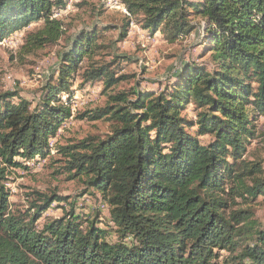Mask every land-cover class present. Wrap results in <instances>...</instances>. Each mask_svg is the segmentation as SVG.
I'll return each mask as SVG.
<instances>
[{
  "label": "trees",
  "instance_id": "trees-1",
  "mask_svg": "<svg viewBox=\"0 0 264 264\" xmlns=\"http://www.w3.org/2000/svg\"><path fill=\"white\" fill-rule=\"evenodd\" d=\"M121 2L131 19L119 41L133 23L175 43L199 18L206 60L183 64L162 89L137 84L112 92L126 78L114 72L119 57L106 62L100 54L99 35L111 28L93 27L70 38L34 108L24 99L11 102L17 94L0 95V264H214V248L228 252L223 264H264V231L242 208L264 196L261 163L246 160L256 139L251 122L264 117V0ZM63 6L0 0V41L39 23L23 47L56 43L65 30L53 15ZM73 77L80 87L102 83L105 104L73 112ZM72 115L109 121L110 131L70 145L55 141L50 149ZM54 156L71 178L101 195L107 224L71 210L40 225L53 204L66 201L57 193L32 192L26 206L12 207L3 186L7 170L26 169L18 158ZM110 233L116 242L105 240Z\"/></svg>",
  "mask_w": 264,
  "mask_h": 264
},
{
  "label": "rangeland",
  "instance_id": "rangeland-1",
  "mask_svg": "<svg viewBox=\"0 0 264 264\" xmlns=\"http://www.w3.org/2000/svg\"><path fill=\"white\" fill-rule=\"evenodd\" d=\"M63 2L64 6L53 15L54 18L63 21L65 30L56 43L30 50L23 47V39L27 32L38 27L39 23H33L0 41V95L17 94V98L11 102H18V98L24 99L31 108H34L42 99L50 77H56L59 55L68 46L70 38L82 30L88 31L93 27L99 30L111 28L99 35L97 44L102 46L100 54L106 62H111L116 57L120 58V62L114 66V72L117 76L126 78L119 82L112 92L128 90L137 84L143 89H162L167 83L172 82L183 64L206 60V57H201L200 44L203 33L199 26L201 23L199 18L195 20L197 28L188 36H180L175 43L164 41L159 32L149 35L147 31L133 23L129 25L126 38L119 41L121 30L128 18L122 12L125 7L121 0H63ZM71 90L73 112L82 113L105 104L106 94L103 93L102 83L80 87L79 79L73 77ZM60 97L62 100L66 99L63 94ZM183 112L191 116V106H186ZM73 117L74 115L61 125L56 136L50 139L49 145H53L55 141L60 145H70L86 138H103L110 131L109 121H88ZM250 126L254 127L256 139L249 140L246 160L261 163L264 171V117H258ZM17 160L22 162L26 169H8L7 181L3 184L10 192L9 201L13 208L26 206L27 198L32 192L57 193L65 197L66 201L53 204L39 221L40 225L45 222V218H61L64 213L71 210L81 219L91 220L98 215L103 226L108 223V211L105 202L101 200V195L98 192L94 193L93 190H87L84 179L71 178L73 172L63 170L65 163L60 157ZM245 207L250 210L255 224L264 231V196L242 208ZM105 240L110 243L117 241L114 233L106 236ZM213 252L218 254V258L212 261L214 264H223L228 257L227 251H218L214 248Z\"/></svg>",
  "mask_w": 264,
  "mask_h": 264
},
{
  "label": "bare ground",
  "instance_id": "bare-ground-1",
  "mask_svg": "<svg viewBox=\"0 0 264 264\" xmlns=\"http://www.w3.org/2000/svg\"><path fill=\"white\" fill-rule=\"evenodd\" d=\"M122 12L126 15V17L130 18V14L127 12V10L125 8H123ZM52 144H50V149H52ZM54 150V149H53ZM53 150L51 151V153L53 154Z\"/></svg>",
  "mask_w": 264,
  "mask_h": 264
}]
</instances>
